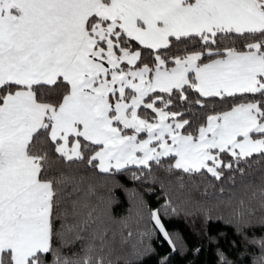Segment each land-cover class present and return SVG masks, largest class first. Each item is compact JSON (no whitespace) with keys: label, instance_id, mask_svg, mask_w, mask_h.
Returning a JSON list of instances; mask_svg holds the SVG:
<instances>
[{"label":"snow or ice","instance_id":"obj_1","mask_svg":"<svg viewBox=\"0 0 264 264\" xmlns=\"http://www.w3.org/2000/svg\"><path fill=\"white\" fill-rule=\"evenodd\" d=\"M210 103L227 107L192 129ZM130 166L152 183L264 166V0H0V264H113L112 197L88 172ZM245 187L264 207V167Z\"/></svg>","mask_w":264,"mask_h":264},{"label":"trees","instance_id":"obj_2","mask_svg":"<svg viewBox=\"0 0 264 264\" xmlns=\"http://www.w3.org/2000/svg\"><path fill=\"white\" fill-rule=\"evenodd\" d=\"M173 52L177 50L173 49ZM226 107L210 103L207 109H194V115L185 118L192 120V129H195L199 126L198 121L212 108L220 111ZM138 111L143 115L142 108ZM262 167L253 168L247 175L226 172L221 181H215L207 174L184 175L181 181L177 180L181 175L178 172L156 169L154 175L159 178L156 183L150 179L134 181L131 174L137 170L133 166L114 175L89 171V179L96 183L98 191L112 197L104 220L110 229L109 235L115 240L109 250L113 264H141L140 259L130 255L141 239L150 249V254H143L142 264H219L220 253L229 264H257L262 250L252 240L264 237V228L260 227L264 207L258 198L249 199L250 192L245 186L260 184ZM242 198L246 201L244 205L239 204ZM166 203L176 209L174 214L169 208V214L163 215L160 206ZM150 210L161 212L175 250L154 227L149 218ZM205 213L211 215L208 223L204 220ZM124 220L134 235L127 246H117L121 231H127L121 227Z\"/></svg>","mask_w":264,"mask_h":264},{"label":"rangeland","instance_id":"obj_3","mask_svg":"<svg viewBox=\"0 0 264 264\" xmlns=\"http://www.w3.org/2000/svg\"><path fill=\"white\" fill-rule=\"evenodd\" d=\"M146 137H147V134L145 133ZM117 246H122L123 244H121V240H119L117 243H116ZM137 247H140V244H138Z\"/></svg>","mask_w":264,"mask_h":264},{"label":"crops","instance_id":"obj_4","mask_svg":"<svg viewBox=\"0 0 264 264\" xmlns=\"http://www.w3.org/2000/svg\"><path fill=\"white\" fill-rule=\"evenodd\" d=\"M129 134H131V133H129ZM139 138H140V139H145V138H147V137H146L145 133H142V135H140Z\"/></svg>","mask_w":264,"mask_h":264}]
</instances>
